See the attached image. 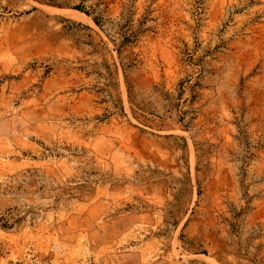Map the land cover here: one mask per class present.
<instances>
[{
	"label": "rangeland",
	"instance_id": "374dc122",
	"mask_svg": "<svg viewBox=\"0 0 264 264\" xmlns=\"http://www.w3.org/2000/svg\"><path fill=\"white\" fill-rule=\"evenodd\" d=\"M0 264H264V0H0Z\"/></svg>",
	"mask_w": 264,
	"mask_h": 264
}]
</instances>
